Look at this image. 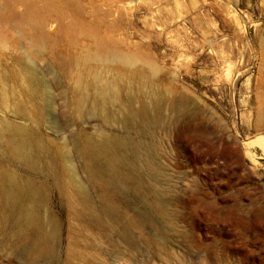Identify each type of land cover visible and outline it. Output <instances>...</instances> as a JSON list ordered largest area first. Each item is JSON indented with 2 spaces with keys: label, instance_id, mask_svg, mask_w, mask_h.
<instances>
[{
  "label": "rangeland",
  "instance_id": "374dc122",
  "mask_svg": "<svg viewBox=\"0 0 264 264\" xmlns=\"http://www.w3.org/2000/svg\"><path fill=\"white\" fill-rule=\"evenodd\" d=\"M39 35L41 53L32 46ZM96 37L134 56L143 77L94 64L91 73L86 53L95 50ZM25 58L50 82L55 103L42 117L23 88ZM95 73L124 86L119 96L126 103L136 96L135 108L159 92L189 102L183 115L166 107L155 129L154 161L166 177L126 154L138 163L145 194L112 193L120 214L115 221L102 208L109 190L87 178L72 154L106 225L82 213L57 133L98 135L104 126L89 111L92 100L81 114L71 104L78 75ZM122 107L106 106L119 119L107 129L152 139L124 123ZM0 118L55 146L43 170L0 149V168L41 188L40 214L56 226L53 256L39 264H264V147L258 144L264 142V0H0ZM127 225L132 242L120 236ZM26 241L0 211V264H30Z\"/></svg>",
  "mask_w": 264,
  "mask_h": 264
},
{
  "label": "bare ground",
  "instance_id": "6f19581e",
  "mask_svg": "<svg viewBox=\"0 0 264 264\" xmlns=\"http://www.w3.org/2000/svg\"><path fill=\"white\" fill-rule=\"evenodd\" d=\"M203 5L205 7V4ZM43 37L39 35L32 39V46L37 53L44 50L45 39ZM95 40V50L86 53V58L91 61L87 65L91 73L94 64L109 68H121L128 70L131 76L143 77L145 69L137 67L134 56L109 42L100 40L98 37ZM32 64V61L26 58L22 61L23 88L28 97L35 102L37 115L42 117L45 107H52L55 101L50 93L49 80L44 76H40ZM149 69L152 73H155L156 68L152 65L149 66ZM52 86H55V79ZM120 90L125 92L126 88L104 81L103 76L99 73H95L90 78L79 74L71 95L73 98L71 104L81 114L85 111V106L92 100L93 107L89 111H92L93 118H100L104 122V126L100 128L98 135H88L83 129H78L77 132L57 131L58 136L63 140L65 157L69 161L71 160L70 175H68L70 176V183L74 185L75 192L80 197L82 213L90 217L93 222L105 225L106 222L103 217L95 214L86 186L80 180L72 162L73 157L79 159L83 170L88 176H86L87 178L95 184L104 186L105 190H109L101 195L102 208L105 216L115 221L120 217V214L114 203L112 193L134 188L136 191L141 192L140 196L145 194L143 184L140 181L141 175L138 173L140 172L138 163L128 162L126 154L134 153L136 155L134 157L140 159L149 171H157L161 176L166 177L164 167L154 161L158 148L156 141L153 139L155 138V129L163 124L164 109L166 107L183 115L188 107L187 104H189L188 100L172 99L166 93L161 94L159 92L160 94H155L156 97L151 98L152 100L142 99L144 101L139 103L138 108H135L132 105L136 96L135 98L134 96L127 97L129 101L126 103L127 99L124 101L123 96L121 98L119 96ZM138 98H141V96ZM108 104L114 107L118 106L120 109L123 108V105L125 108L127 107V113L123 119L124 123L126 125L136 124L140 132H145L144 134L150 135L152 139L123 138L120 134L110 132L106 125H113L119 119L111 111H107L106 106ZM23 113L24 116L28 114L27 112ZM48 129L55 137V122L51 121ZM258 144L264 147L263 141L260 140ZM0 149L8 153L10 158L19 160L29 168L39 170L48 167L49 152L53 151L55 155V146L52 141L45 142L32 128L1 118ZM41 191V188L32 180L22 182L16 174L0 168V211L7 220H11L17 226L22 235L25 234L27 241L24 251L30 264H39V262L42 263V261L45 262V260L51 258L54 253V243L56 244V226L52 218H43L40 214L42 206ZM135 223L139 224L141 221L136 220ZM130 229V226L127 225L120 233L121 238L128 242H132L133 238Z\"/></svg>",
  "mask_w": 264,
  "mask_h": 264
}]
</instances>
